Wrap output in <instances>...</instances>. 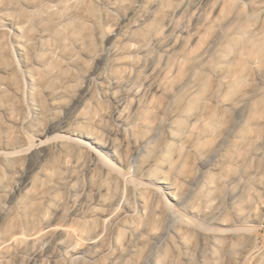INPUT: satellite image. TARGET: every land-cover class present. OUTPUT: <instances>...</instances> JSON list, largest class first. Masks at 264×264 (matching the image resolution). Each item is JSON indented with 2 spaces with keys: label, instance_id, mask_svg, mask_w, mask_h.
<instances>
[{
  "label": "rangeland",
  "instance_id": "rangeland-1",
  "mask_svg": "<svg viewBox=\"0 0 264 264\" xmlns=\"http://www.w3.org/2000/svg\"><path fill=\"white\" fill-rule=\"evenodd\" d=\"M43 1L2 0L1 7L17 16L29 15L27 36L34 39L63 20V16L60 20L58 15L39 14L34 6ZM112 1L82 0L85 15H76L64 34L53 40L56 55L52 63L56 70L52 73L47 70L51 62L46 57L40 58L42 65L32 63L39 51L35 45L25 49L22 61L15 44L8 37L4 39L8 54H3L7 57L2 63L13 73L11 82L17 92L6 88L0 94V151L20 155L9 168L0 167L5 177L0 185V239L10 241L7 250H0V264H130L138 252H143V264H156L164 258L169 264H189L190 258L197 260L199 253H208L211 244L187 255L171 223L162 236H157V217L147 227L141 226L136 201L139 191L157 206H166L184 227L236 234L237 264H264V140L260 138L256 144L250 140L252 133L261 129L264 80L258 83L248 111L239 114L238 126L223 136L215 151L199 158L190 149L187 161L180 166L169 135L178 130L179 121L185 128L197 126L194 117L184 115L186 111L194 112L197 104L193 100L204 93L197 92L184 103L190 86L177 90L175 97L162 91L164 83L174 78L177 63L196 51L207 31L217 25L225 6L242 5L245 18L239 23V33L250 19L259 20L257 8L246 0H166L148 25L134 27L153 0H123L117 8L110 6ZM262 2L255 0L254 5ZM131 30L137 40L132 52L113 63L114 46ZM230 45L228 39L218 41L206 61L219 64L222 55L233 52ZM69 52L76 56L75 61L67 59ZM26 61L41 73L33 90L26 78ZM204 76L207 88L220 84L211 71L205 70ZM226 95L222 87L220 97ZM157 100L166 106L161 116L164 124L150 144V165L145 173H136L134 165L141 158L133 155L132 145L126 142L128 128ZM34 102L39 105L37 114L32 110ZM190 105L191 110H186ZM58 144H64L63 149H57ZM243 157L247 158L250 174L240 175L236 183L248 189L250 204L244 202L241 193L222 198L214 193L234 169L242 168ZM46 168L51 178L38 188L37 180ZM106 170L126 187L122 202L108 218L118 215L124 221L115 223V233L105 236L95 247L77 253L76 241L100 240L89 219L92 209H108L102 205L104 192L98 188L103 182L110 183ZM191 170L196 171V179L186 176ZM161 177L184 188L187 196L170 199L155 182ZM31 192L34 194L28 199ZM210 213L215 215L213 219ZM82 226V236H67L68 230ZM134 227L139 230L131 237ZM20 236L26 238L22 243L15 241ZM193 236L185 235L187 239ZM113 240L118 243L117 249ZM147 243L150 245L145 249Z\"/></svg>",
  "mask_w": 264,
  "mask_h": 264
},
{
  "label": "bare ground",
  "instance_id": "bare-ground-1",
  "mask_svg": "<svg viewBox=\"0 0 264 264\" xmlns=\"http://www.w3.org/2000/svg\"><path fill=\"white\" fill-rule=\"evenodd\" d=\"M0 0V72L5 76L0 75V94H4L5 89L9 88L14 90V84L12 81V72H8L6 66L3 65V59L7 56L5 37H8L18 49V57L23 61L25 56V49L31 45H35L39 50L38 54H35L32 58L34 65H42L41 57H46L51 65H48L47 70L52 73L54 67L52 61L56 55L55 44L53 40L64 34L66 29L70 27L75 19L76 15H85V8L82 4V0H45L36 6V11H40L39 14H53L63 16L62 22L55 25L52 30L37 38H28L31 23L29 15L17 16L15 13L6 11L1 7ZM166 0H153L151 4L145 8L141 18L136 26H146L156 16L158 11L164 5ZM249 4L257 8V13L260 15L259 20L256 18L250 19L244 26L243 32L239 33L241 26L240 21L245 18L243 7L240 3H229L223 8L222 15L219 22L214 28L207 31V36L201 46L191 53L189 56L184 57L177 63L174 78L167 80L162 86V91L167 92L172 97H175L176 91L182 89L185 86H190V92L185 96L184 103L189 102L195 93L203 92V97L193 100L194 104H197L194 112L186 111L185 118L194 117L197 126L195 128H185L184 123L179 121L178 130L170 133V144H173L175 155L177 158L178 166L183 165L187 161V152L192 151L200 158L204 155H209L219 145L223 136L231 132L233 128L238 126L237 119L241 116L239 114H245L248 111L253 97L258 89V83L264 80V2L254 5L255 0H246ZM123 0H113L110 4L111 7L117 8L122 4ZM96 23V19L93 18ZM231 30V32H230ZM238 33V36L233 37V34ZM246 34H252L251 37L245 38ZM229 40L231 42V54L221 56L219 64H213L210 61H206L212 47L221 40ZM134 32L131 30L114 46L112 52V62L116 63L120 57L130 54L132 52L134 43L136 42ZM67 59L75 61L76 56L69 52L66 53ZM207 62V64H206ZM210 62V63H209ZM28 63V64H27ZM27 64L26 78L28 80L30 89L33 90L34 81L41 77V73L31 66L29 62ZM206 67V69H205ZM211 71L218 79L219 85H212L207 88V81L205 80L204 71ZM9 76V79L7 78ZM206 87V88H205ZM226 89L227 95L225 98L220 97L221 88ZM203 90V91H201ZM218 102L217 105H213L212 102ZM39 105L33 103L32 110L34 113L40 111ZM191 110L193 105L188 106ZM166 106L162 100H157L150 103L144 112H142L137 121L131 124L128 128L129 135L126 138L128 145L133 147V155L140 160L134 165L136 173H145L147 166L151 161L149 156L152 155L153 140L158 136V132L164 124V119L161 117L166 112ZM181 112V107L178 109ZM246 118V117H245ZM251 133V132H250ZM260 138L264 140V115L261 121L260 132H253L250 140L252 144L259 142ZM95 145H100L97 141ZM64 144H58L57 149H63ZM89 151V149H88ZM145 154V155H142ZM19 152H2L0 151V167L9 168L19 159ZM247 158L242 159V168L238 171L236 169L224 180L221 184H218L214 188V193L219 197L234 196L240 194L244 196V202L250 204L251 195L248 194V189L241 182L236 183L240 175L246 177L250 174L248 170ZM259 167V165H258ZM107 171V170H106ZM1 173V172H0ZM49 169H43L40 173V177L37 180V187L40 188L44 185V182L50 176ZM112 171L108 170L107 175L110 178L109 182L101 183L98 188L104 192L101 196L102 205L108 207L107 210L99 212L95 209L90 211L89 222L94 226L95 233L100 236V240L93 238H82L83 241H76L75 245L78 247L77 253L85 252L97 245L98 242H102L105 236L115 233V223H122L124 220L122 217L116 215L112 218L108 216L113 212L115 206L120 204L125 195L126 187L119 185L115 181ZM190 179H196V171H189L186 175ZM5 181L4 174H0V185ZM155 182L162 187L166 195L172 200H178L179 198H185L187 191L177 186L174 181L167 178H157ZM264 187V184H262ZM33 192L29 193L28 199L33 196ZM137 197V215L138 222L141 226L147 227L150 220L154 217L158 219V235L164 234L165 227L168 223H171L177 229V238L185 247L186 254L189 255L192 252H196L198 249H207L209 244L208 253H199L200 260H190L189 264H237L236 255L237 250L235 247V240L237 235L232 233H212L199 230H191L188 227H184L179 224V221L175 218L171 210L166 206H157L152 198H144V192L139 191ZM211 216V217H210ZM214 214L210 213L209 217L214 218ZM55 229V228H52ZM139 227L131 229L132 236L137 235ZM85 232V226L79 229H73L67 231V236L73 239L76 235L82 236ZM189 233L193 234L194 239H187L185 235ZM36 238V237H34ZM33 238V239H34ZM26 240L25 237L20 236L15 239L16 242L22 243ZM186 242L187 244L183 243ZM113 246L117 249L118 243L113 240ZM150 243L146 244L147 249ZM10 246V241L6 237L0 239V250H7ZM172 248H176L173 246ZM143 252H138L134 255L130 264H143ZM208 256V258H206ZM264 258V254L262 255ZM100 259V258H99ZM200 260V261H199ZM95 264H100V261ZM156 264H169L167 258L158 261Z\"/></svg>",
  "mask_w": 264,
  "mask_h": 264
}]
</instances>
